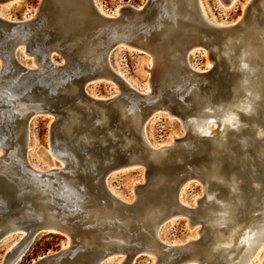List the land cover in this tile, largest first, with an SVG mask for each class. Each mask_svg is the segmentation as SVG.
<instances>
[{
  "label": "bare ground",
  "instance_id": "bare-ground-1",
  "mask_svg": "<svg viewBox=\"0 0 264 264\" xmlns=\"http://www.w3.org/2000/svg\"><path fill=\"white\" fill-rule=\"evenodd\" d=\"M85 1L89 4L90 0ZM236 1L221 0L225 6ZM92 2L100 12L112 15ZM78 4L76 0H45L40 12L45 31L52 29L60 38L74 33L75 39L68 44L78 46L77 51L94 63L99 77L118 82L99 47L102 34L83 32L86 24ZM259 4L264 12V0ZM157 6L156 33L150 43L145 42V26L136 18L120 23L110 39L146 45L150 82L168 99H177L188 138L170 149L150 148L142 137L144 112L121 84L122 99L110 116L97 109V115L87 120L79 105L70 108L59 127L67 144L65 154L60 151L58 155L62 162V155L76 161L77 148H94L98 143L111 151H130V165L151 162L155 176L159 175L140 192L138 218L122 215L108 202L93 200L84 219L91 227L103 224L105 228L86 240L98 243L108 257L125 253L128 242L134 241L155 257L154 264H249L264 244V23L250 20L230 31L220 28L222 24L211 22L220 26L211 27L205 22L199 0H157ZM195 38H202L210 49L209 64L211 59L217 72H223L221 76H197L188 70V57L195 48L186 58L185 44ZM24 107L15 111L23 115ZM169 163L175 169L163 168ZM188 165L194 168L187 169ZM191 178L203 184L205 198L196 211L186 212L177 206L182 188L176 189ZM185 212L191 225H201L200 239L175 245L187 250L178 260L172 258L175 250L159 243L158 230L163 222ZM21 234L23 238L25 233Z\"/></svg>",
  "mask_w": 264,
  "mask_h": 264
},
{
  "label": "water",
  "instance_id": "water-1",
  "mask_svg": "<svg viewBox=\"0 0 264 264\" xmlns=\"http://www.w3.org/2000/svg\"><path fill=\"white\" fill-rule=\"evenodd\" d=\"M44 1L41 0L35 17L26 21L15 22L0 15V58L5 61L4 63L0 59V150L2 152L0 154V241L12 234L25 233L22 241L6 254L3 264H17L41 233L62 234L69 239V243L58 252L40 257L31 264H101L108 258V254L99 247L98 243L89 244L86 240L91 234L105 228L103 224L91 227L84 219L92 201L98 199L108 202L120 209L122 215L130 214L138 218L141 210L140 192L145 191L152 181L159 178V175L155 176L156 167L151 162L137 164L145 167L146 182L135 187V200L126 202L114 196L107 180L115 170L134 166L130 165L132 164L130 151L118 148L111 151L97 143L94 148L87 146L77 148L76 161L62 155L61 158H65H63V166L60 167L38 170L28 162V132L33 118L37 116L52 118L54 124L50 130L51 140L56 143V149H62L65 154L66 149L63 147L67 144L59 140V127L70 108L79 105V112L89 120L97 115V109L104 110L110 116L114 113V104L122 99L121 93L103 98L95 97L88 92L90 84L107 79L99 77L94 63L77 51L78 46L72 47L68 44L75 39L74 33H68L66 38H60L52 29L45 31L44 15L41 16L44 11L42 9ZM76 1L80 3L78 5L81 6V14L86 24L83 32L89 34V31H93L102 34L99 47L105 54L108 69L116 76L119 86L121 84L128 88L131 99L135 100L144 112L142 123L146 124L153 114L160 110L168 111L183 122L184 114L180 111L176 98L168 99L151 82L150 93H140L130 88L108 63L109 53L120 44L149 53L146 45L134 46L118 40L111 41L110 36L112 30L119 27L120 23H128V18H136L140 25L145 26V42L150 43L156 33L154 30L158 13L157 0H148L141 8L123 6L118 15L100 12L93 4V0H86L89 4L84 3L83 0ZM44 9L46 10L45 7ZM260 9L259 0H251L242 16L233 23L220 27L205 18L204 20L211 27L217 26L232 31L250 20L264 23V12ZM198 39H190L191 41L185 44L186 58L194 48L202 47L208 51V54L210 53V49L203 45V39L200 38V41ZM22 47L25 54L33 56L35 65H25L18 60L17 51ZM55 54L61 56L63 59L61 63L54 61ZM187 68L197 76L216 77L223 74L217 72L215 64L205 74L190 68L189 62ZM85 104L89 107L83 108ZM162 104H166V109L161 107ZM20 105L26 108L23 115L15 111ZM147 145L156 149L148 143ZM171 147L173 146L162 148ZM59 153L56 152L57 158ZM163 168L173 170L175 166L169 163ZM183 183L176 191L184 185ZM177 206L186 212L192 211L180 201H177ZM158 241L167 249L175 250L172 258L181 260V257L187 254L185 248L168 246L159 239ZM133 243L134 241H129L125 253H122L125 255L123 264H131L139 255L148 254L139 248L137 243Z\"/></svg>",
  "mask_w": 264,
  "mask_h": 264
},
{
  "label": "rangeland",
  "instance_id": "rangeland-1",
  "mask_svg": "<svg viewBox=\"0 0 264 264\" xmlns=\"http://www.w3.org/2000/svg\"><path fill=\"white\" fill-rule=\"evenodd\" d=\"M148 0H95L97 6L108 14H116L117 10L123 6L135 8L143 7ZM251 0H237L235 4L225 6L221 0H199L202 5L203 16L206 20L215 24H230L237 21L243 14L244 9ZM41 0H11L0 2V15L15 21L21 22L35 17ZM207 52V53H206ZM208 51L205 48L193 50L189 57V66L200 74H205L213 68V63L207 57ZM18 60L25 64H32V57L25 54L23 48L17 51ZM54 61L61 63V56L55 54ZM108 63L112 70L120 76L127 86L140 92L150 93V74L146 66L150 65V56L145 52L120 44L113 48L108 56ZM200 70V71H199ZM119 84L114 80H99L88 86V92L97 97H113L119 95L121 90ZM52 118L49 116H37L33 118L29 125L27 159L35 167L49 169L63 165L62 160L56 157V146L50 137ZM216 129L215 124H210ZM145 136V137H144ZM143 139L153 148L173 146L175 143L185 142L188 134L183 127L182 120L166 110L156 112L145 124L143 129ZM65 142L63 138L59 140ZM64 149L66 146L64 145ZM202 162V161H201ZM200 164H203V162ZM187 167V166H185ZM194 168L189 166L187 169ZM179 175V174H178ZM148 176V174H147ZM146 169L142 165L135 164L124 169L115 170L108 177L107 184L114 196L126 202L135 200V187L145 184ZM179 197L180 203L196 211L199 204L204 200L203 184L191 178L182 185ZM188 213L178 214L163 222L158 230V239L168 245H184L192 239L199 240L198 230L200 224L191 225ZM22 234L16 233L0 241V264L3 263L6 254L22 241ZM190 240V241H189ZM68 238L59 233H41L27 249L17 264H31L40 257L58 252L68 244ZM154 256L141 254L135 258L132 264H154ZM124 254H112L103 260L101 264H123ZM196 264V263H188ZM249 264H264V244L257 255Z\"/></svg>",
  "mask_w": 264,
  "mask_h": 264
}]
</instances>
